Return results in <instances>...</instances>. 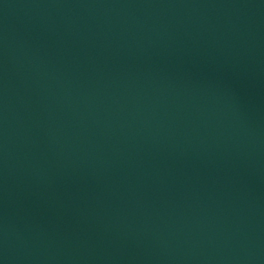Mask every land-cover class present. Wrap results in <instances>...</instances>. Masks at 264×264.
Here are the masks:
<instances>
[{
  "label": "water",
  "instance_id": "1",
  "mask_svg": "<svg viewBox=\"0 0 264 264\" xmlns=\"http://www.w3.org/2000/svg\"><path fill=\"white\" fill-rule=\"evenodd\" d=\"M0 264H264V0H0Z\"/></svg>",
  "mask_w": 264,
  "mask_h": 264
}]
</instances>
